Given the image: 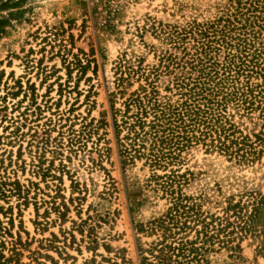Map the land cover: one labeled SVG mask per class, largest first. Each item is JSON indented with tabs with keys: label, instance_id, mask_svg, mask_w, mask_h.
Listing matches in <instances>:
<instances>
[{
	"label": "rangeland",
	"instance_id": "1",
	"mask_svg": "<svg viewBox=\"0 0 264 264\" xmlns=\"http://www.w3.org/2000/svg\"><path fill=\"white\" fill-rule=\"evenodd\" d=\"M15 1L0 6L1 253L8 257L15 244L18 257L8 264H112L115 253L138 264L136 245L153 238L134 226L160 217L168 202L156 184L164 179L151 178L143 161L123 165L118 156L111 112L122 110L124 96L116 94L115 69L155 64L166 48L160 26L211 20L225 0ZM180 159L187 180L180 192L203 212L220 216L227 197L264 194V156L241 167L197 146ZM71 181L81 190L79 214ZM58 204L67 209L62 219ZM81 221L93 249L88 227L75 226ZM260 239L239 241L237 257L209 253L208 263L264 264Z\"/></svg>",
	"mask_w": 264,
	"mask_h": 264
},
{
	"label": "trees",
	"instance_id": "2",
	"mask_svg": "<svg viewBox=\"0 0 264 264\" xmlns=\"http://www.w3.org/2000/svg\"><path fill=\"white\" fill-rule=\"evenodd\" d=\"M156 36L166 48L155 55V64L117 65L116 94L124 99L122 110L111 112L121 163L143 161L151 178L164 179L156 184L168 202L165 212L134 226L153 238L145 247L136 245L138 264H209L207 254L220 250L237 257L246 236L260 237L257 251L264 254V194L229 196L220 216L208 214L180 192L187 180L178 171L181 153L197 146L241 167L264 156V0H225L213 19L160 26ZM133 83L136 88L128 91ZM157 170L167 173L157 176ZM71 183L76 197L70 202L79 214L81 190ZM103 194L109 197L111 190ZM53 208L62 219L66 207ZM107 215L104 222H112ZM75 226L82 233L89 225ZM86 238V248L93 249L90 227ZM14 246L4 257L0 240V264L15 261ZM117 258L112 264H127L115 253Z\"/></svg>",
	"mask_w": 264,
	"mask_h": 264
}]
</instances>
